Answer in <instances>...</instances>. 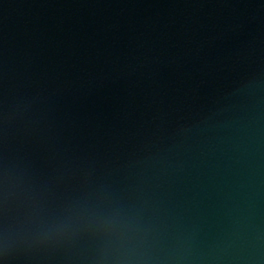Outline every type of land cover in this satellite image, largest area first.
I'll return each instance as SVG.
<instances>
[{
    "label": "water",
    "instance_id": "1",
    "mask_svg": "<svg viewBox=\"0 0 264 264\" xmlns=\"http://www.w3.org/2000/svg\"><path fill=\"white\" fill-rule=\"evenodd\" d=\"M0 264H264V0H0Z\"/></svg>",
    "mask_w": 264,
    "mask_h": 264
}]
</instances>
